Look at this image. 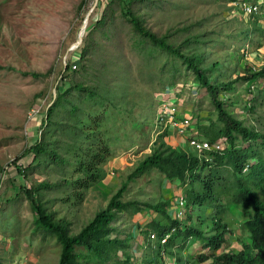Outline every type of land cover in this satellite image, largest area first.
<instances>
[{
  "label": "rangeland",
  "instance_id": "374dc122",
  "mask_svg": "<svg viewBox=\"0 0 264 264\" xmlns=\"http://www.w3.org/2000/svg\"><path fill=\"white\" fill-rule=\"evenodd\" d=\"M239 1L135 0L133 8L146 28L157 35H165L166 41L180 46L184 52L200 54L203 60L200 66L211 81H230L231 88H218V95L227 110L243 124L264 130V75L243 77L251 70L260 69L264 63V6L262 0H248L256 1L258 8L245 13ZM80 2L0 0V264L58 262L60 242L53 235L43 237L34 231V213L19 187L21 183L31 187L42 182L50 184L38 190L41 201L55 218L63 217L69 221L73 234L105 207L126 175L161 140L160 132L171 126L167 114L162 113L166 106H173L178 116L189 117L188 130L181 132H186V136L195 134L196 120L208 122V119L216 118L210 94L198 83L192 69L178 57L166 51H155V57L146 60L143 54L132 49L135 36L130 22L119 14L117 2L113 4L114 22L102 26H97L96 22L107 7L106 0H85L79 6ZM87 13L81 40L76 44ZM89 29L94 44L87 58L80 60L79 46ZM166 59L168 63L160 71ZM66 60H70L74 69L68 71L67 79L96 86L106 107L100 124L110 146V155L101 165L105 175L84 189L81 198L70 185H55L61 178L75 177L71 172L73 156L63 147L72 140L60 131L47 133L45 140L54 142L56 151L65 161L61 166L50 161L45 165L46 158L38 165L33 163L32 168L26 170L24 179L16 165L10 163L39 136L45 108L56 94V84ZM48 69L51 71L47 75L31 73L42 74ZM59 88L64 89V86L59 84ZM167 94L170 96L166 97ZM97 107L101 106L96 104L87 108ZM63 110L59 112L62 118ZM181 141L180 148L190 149L184 135ZM30 161L31 152H27L16 164L27 167ZM178 184L177 179L169 180L152 167L129 181L121 198L150 203L168 198L169 212L174 215L173 203L180 192L184 195V187L178 191ZM187 211L192 216L190 222L200 227L204 235L213 232L214 206L193 205L184 208V212ZM219 214L228 228L222 249L237 250L241 247L240 238H246L247 234L241 226L240 209L231 207ZM152 217L166 221L161 213L149 207L134 213L117 212L111 221L113 230L110 234L125 240L126 251L131 257L129 263H125V254L119 250L110 260L112 264L157 262L153 260L156 235L151 236L153 231L145 232L147 221ZM202 243L199 238L188 240L181 248L176 243L171 253L164 249L165 255H173L175 259L178 256L177 264H187L204 248ZM74 250L87 253L84 246H76ZM78 259L82 264L97 263L95 258L81 255Z\"/></svg>",
  "mask_w": 264,
  "mask_h": 264
},
{
  "label": "trees",
  "instance_id": "16d2710c",
  "mask_svg": "<svg viewBox=\"0 0 264 264\" xmlns=\"http://www.w3.org/2000/svg\"><path fill=\"white\" fill-rule=\"evenodd\" d=\"M135 0H106L104 9L96 25L113 23L115 20L113 4L118 3L119 14L130 22V27L135 36L132 49L143 54L146 60L155 57V51H166L178 57L187 68H191L198 83L206 88L211 101L216 109V118L208 119V122L196 120L195 134L199 139H207L211 143L222 142L221 149H205L204 155L177 147L168 141L167 128L163 129L159 136L161 140L154 144L152 150L126 175L125 180L111 195L105 207L98 210L76 233H70L69 221L63 217L55 218L52 211L41 201L38 190L41 186L49 187L50 184L42 182L35 187L20 184L25 197L28 199L34 213V231L41 233L43 237L53 235L60 242L61 250L57 264H82L78 256L88 259L95 258L96 264H112L110 261L121 250L125 254L124 261L129 263L131 255L126 251L125 240L111 236L113 227L111 221L117 212H137L143 207H149L161 213L166 221L155 217L147 221L146 233L150 231L156 234V252L153 260L158 261L162 257L164 249H171L176 243L179 248L186 245L188 240L199 238L203 240L202 246H209V252H200L192 260L211 259V264H264V130L254 126L243 124L227 110L224 101L218 95V88H231L232 83L211 81L200 66L202 56L194 52H184L180 46H173L166 41L165 35H157L146 28L142 18L133 8ZM85 3L81 0L79 6ZM264 6V0H262ZM89 29L84 35L83 44L79 46V58L85 60L91 52L94 39ZM186 40V39H185ZM188 41V40H186ZM175 57L171 58L172 67ZM167 59L160 66L164 70ZM70 60H66L65 69L61 72L59 83L56 84V94L47 107L42 121V130L35 142L23 149L10 163L16 165L17 171L26 177V170L32 168V164H40L45 161L64 164V159L56 151L54 142L45 140V135L51 131H60L68 136L72 142H67L63 147L73 156L72 170L75 177L61 178L55 185H70L76 196L83 195V190L103 178L105 171L102 163L110 155V146L105 141L100 124L103 121L106 107L104 99L99 95L94 85H83L78 81L67 79L74 71ZM85 66V62L82 67ZM2 65H0V68ZM176 67L174 66L172 74ZM251 70V68H249ZM248 70V71H249ZM51 69L33 75H47ZM264 75V63L258 70L249 71L243 75L245 79L257 78ZM171 83V80L169 81ZM59 84L64 89L59 88ZM96 104L100 108L88 109ZM87 106V107H86ZM253 108V104L250 105ZM64 118L60 117V109ZM52 143V145L50 144ZM242 143H245L242 145ZM31 152V161L26 166L16 164L19 157ZM155 167L162 172L167 179L177 178L184 187L186 207L193 205L209 204L216 208L212 215L211 229L213 232L204 235L202 229L190 222L191 214L187 211L182 219L169 212L170 200L168 198L155 203L139 201L136 199L122 200L121 196L127 188L128 182L149 168ZM182 187V188H183ZM238 207L241 212V226L247 232L246 238H240L241 247L237 250L223 249L216 254L218 248H222L226 241L225 231L227 224L222 220L220 212L227 208ZM188 210V209H187ZM173 229V230H172ZM228 229V228H227ZM169 234L164 242L160 239ZM192 237L193 239H189ZM76 246H84L87 253L76 252ZM180 257H176L178 263Z\"/></svg>",
  "mask_w": 264,
  "mask_h": 264
},
{
  "label": "built area",
  "instance_id": "2783aa9c",
  "mask_svg": "<svg viewBox=\"0 0 264 264\" xmlns=\"http://www.w3.org/2000/svg\"><path fill=\"white\" fill-rule=\"evenodd\" d=\"M239 5L241 6L242 10L245 13H251L256 11L258 8V3L256 1H248V0H240ZM74 65V64H73ZM170 96V94H167L166 97ZM163 114H167V120L169 124L175 128H178L181 132L189 128L190 125V119L188 116H178L177 110L173 106H166L163 111ZM162 117H159V120H161ZM162 122V121H160ZM187 141L190 147V150L196 152L198 155H205L204 150L205 149H221L223 148L222 142H217V143H211L207 139H199L192 134H189L187 137ZM207 158V157H206ZM174 205V216H176L179 219H182L184 217V208H186V202L184 195L180 192L173 203ZM173 230V229H172ZM156 234L154 232L151 233V236H155ZM169 234H165L160 241L164 242L166 237ZM208 248V249H205ZM204 249V250H203ZM210 247L209 246H204L202 250H199L198 253L200 252H209ZM223 251L222 248H218L215 253L219 254ZM211 259H204V260H188L186 263L187 264H211ZM155 264H177L176 259L174 256L167 257L165 255V251L162 252V257L160 260H158Z\"/></svg>",
  "mask_w": 264,
  "mask_h": 264
},
{
  "label": "crops",
  "instance_id": "0c3cea01",
  "mask_svg": "<svg viewBox=\"0 0 264 264\" xmlns=\"http://www.w3.org/2000/svg\"><path fill=\"white\" fill-rule=\"evenodd\" d=\"M186 130H188V129H186ZM186 130H184V131H186ZM167 131H168V141L171 143V144H173V145H175V146H177V147H179V143H182V138H183V135L187 138L188 136H186V132L185 133H181V131L178 129V128H175V127H171V126H169L168 128H167ZM183 131V132H184ZM175 179H177V178H175ZM178 181H179V183H180V180L179 179H177ZM182 189V186L180 185V184H178V186H177V190L178 191H180ZM177 192V191H176ZM173 256V255H172ZM171 256V257H172ZM177 263V262H176Z\"/></svg>",
  "mask_w": 264,
  "mask_h": 264
},
{
  "label": "water",
  "instance_id": "95a60500",
  "mask_svg": "<svg viewBox=\"0 0 264 264\" xmlns=\"http://www.w3.org/2000/svg\"><path fill=\"white\" fill-rule=\"evenodd\" d=\"M94 4H95V2H94ZM94 4H93V5H94ZM90 10H91V9H89L88 12H89ZM87 17H88V13L86 14V17L84 18V21H83V23H82L81 26H80V29H79V32H78V35H77V41H76V44L79 43L80 40H81L82 32H83V30H84V28H85V25H86ZM54 90H55V89H54Z\"/></svg>",
  "mask_w": 264,
  "mask_h": 264
}]
</instances>
